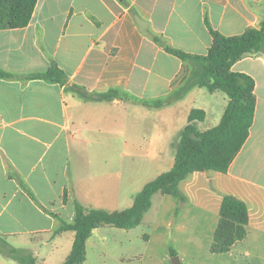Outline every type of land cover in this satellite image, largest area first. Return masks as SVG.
I'll use <instances>...</instances> for the list:
<instances>
[{
    "label": "crops",
    "instance_id": "0c3cea01",
    "mask_svg": "<svg viewBox=\"0 0 264 264\" xmlns=\"http://www.w3.org/2000/svg\"><path fill=\"white\" fill-rule=\"evenodd\" d=\"M263 20L264 0H38L28 26L0 29V69L26 76L56 63L71 83L119 93L110 101L85 100L59 83L0 77V235L37 264H63L76 232L54 234L59 221L9 177L8 163L69 223L75 200L88 209L132 206L148 182L173 168L191 111H205L195 121L204 131L220 123L229 102L224 91L200 86L176 95L192 65L167 47L204 55L213 43L208 22L233 36L259 29ZM232 70L255 80L249 137L227 172L195 171L180 183L187 197L182 208L195 206L211 221V245L223 197L244 201L247 235L229 252L212 254L231 257L218 264H264V53L245 54ZM159 101L165 103L155 106ZM112 151L119 155L114 172L104 158ZM157 194L172 196L158 191L153 199ZM131 229L96 228L82 264H106L109 231ZM0 264L25 263L0 249Z\"/></svg>",
    "mask_w": 264,
    "mask_h": 264
},
{
    "label": "trees",
    "instance_id": "16d2710c",
    "mask_svg": "<svg viewBox=\"0 0 264 264\" xmlns=\"http://www.w3.org/2000/svg\"><path fill=\"white\" fill-rule=\"evenodd\" d=\"M38 0H0V29L22 28L28 26ZM213 36V43L207 54H192L171 46L167 51L192 65V73L185 86L176 95L184 94L195 86L207 87L214 92L222 90L229 97L228 105L220 123L201 131L196 120L203 121L206 113L202 109H193L190 123L185 127L178 142L173 168L148 182L136 196L132 206L123 210L88 209L75 200V216L72 223L64 220L58 213L46 208L38 199L29 184L14 167L8 163V175L15 178L24 191L46 213L59 221L54 234L65 230L76 232L72 250L63 264H82L87 258V240L93 231L104 225L131 229L140 225L145 213L152 206L156 192L172 195L181 203L185 197L181 193L180 183L195 171L212 170L227 172L230 164L245 144L254 122L256 110L255 80L243 72L232 70L235 62L247 53H264V20L259 29L249 28L244 33L226 36L207 23ZM156 41L161 40L155 36ZM0 77L18 79H44L49 83H59L85 100L110 101L119 96L116 90L98 93L86 87L71 83L67 74L54 63L42 73L21 76L0 69ZM165 101L156 102L161 106ZM146 104L150 105L148 102ZM67 201V189L64 191ZM179 210V208H178ZM177 210V212H178ZM249 211L247 204L233 196H224L220 207V221L215 229L210 252L227 253L232 246L247 235ZM0 249L9 256L25 263L37 264L25 250L11 246L0 235Z\"/></svg>",
    "mask_w": 264,
    "mask_h": 264
},
{
    "label": "rangeland",
    "instance_id": "374dc122",
    "mask_svg": "<svg viewBox=\"0 0 264 264\" xmlns=\"http://www.w3.org/2000/svg\"><path fill=\"white\" fill-rule=\"evenodd\" d=\"M221 94L226 96L223 92ZM216 105L215 108H219V103ZM209 106L213 111L214 103ZM209 123L210 120H205L203 127ZM104 158L109 159L111 172L116 171L118 153L112 151ZM181 193L187 202V197ZM152 201L141 225L124 232L109 231L110 246L104 254L106 264H174V256H179L182 264H218L231 258L229 254L218 256L210 252L211 237L207 231L211 221L203 220V212L198 208L187 206L184 209V204L181 205L176 197L166 196L162 200L161 194Z\"/></svg>",
    "mask_w": 264,
    "mask_h": 264
},
{
    "label": "water",
    "instance_id": "95a60500",
    "mask_svg": "<svg viewBox=\"0 0 264 264\" xmlns=\"http://www.w3.org/2000/svg\"><path fill=\"white\" fill-rule=\"evenodd\" d=\"M137 22H138V24L140 25V27L143 28V27H142V22H141V20L137 18ZM172 262H173L174 264H182L181 261H180V257H179V256H174V257H172Z\"/></svg>",
    "mask_w": 264,
    "mask_h": 264
}]
</instances>
